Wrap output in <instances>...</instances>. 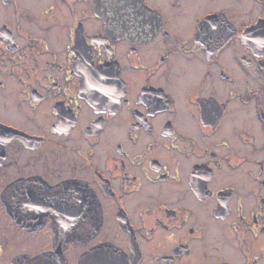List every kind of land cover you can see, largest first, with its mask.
Listing matches in <instances>:
<instances>
[{"label": "flooded vegetation", "instance_id": "obj_1", "mask_svg": "<svg viewBox=\"0 0 264 264\" xmlns=\"http://www.w3.org/2000/svg\"><path fill=\"white\" fill-rule=\"evenodd\" d=\"M0 213V264H264V0H0Z\"/></svg>", "mask_w": 264, "mask_h": 264}, {"label": "water", "instance_id": "obj_2", "mask_svg": "<svg viewBox=\"0 0 264 264\" xmlns=\"http://www.w3.org/2000/svg\"><path fill=\"white\" fill-rule=\"evenodd\" d=\"M111 251L112 250L109 246L101 245L89 253L88 259L96 261L97 264H110L112 258H110L109 255L106 254L110 253ZM92 260L90 261L92 262ZM14 264H18V260H15Z\"/></svg>", "mask_w": 264, "mask_h": 264}, {"label": "rangeland", "instance_id": "obj_3", "mask_svg": "<svg viewBox=\"0 0 264 264\" xmlns=\"http://www.w3.org/2000/svg\"><path fill=\"white\" fill-rule=\"evenodd\" d=\"M1 219L3 220V216L0 213V225L2 224V220Z\"/></svg>", "mask_w": 264, "mask_h": 264}]
</instances>
